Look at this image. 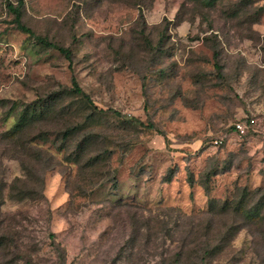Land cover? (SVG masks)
<instances>
[{
	"label": "rangeland",
	"instance_id": "rangeland-1",
	"mask_svg": "<svg viewBox=\"0 0 264 264\" xmlns=\"http://www.w3.org/2000/svg\"><path fill=\"white\" fill-rule=\"evenodd\" d=\"M209 1L0 0V264H264V0Z\"/></svg>",
	"mask_w": 264,
	"mask_h": 264
},
{
	"label": "trees",
	"instance_id": "trees-1",
	"mask_svg": "<svg viewBox=\"0 0 264 264\" xmlns=\"http://www.w3.org/2000/svg\"><path fill=\"white\" fill-rule=\"evenodd\" d=\"M209 2H211V0ZM21 4H23V3L21 2ZM8 8H9L10 13L15 16V19H16V21L18 23V27H19V29L21 31L29 34L32 37H35L39 41V43L42 44L43 46H45L47 48H50V49H53V50L59 51L60 53H62L66 57L67 60L72 62L73 53H72V51L70 49L64 48V47H59L56 44H53L52 42H49L45 38L36 36L32 29H30L27 26L22 24V22H21L22 14H21L20 7H15L12 4H9ZM73 86H74V90L73 91L76 94H79V95L83 96L90 104H93L91 99H90V97L81 89V87L78 85V83H77L75 78L73 79ZM93 107L95 108L96 111H98L100 113H111V114H113V115H115V116H117V117H119V118H121L123 120L125 119L124 116H122L121 113H119L117 111H114V110L104 111V110L98 109V107H95V106H93ZM125 121L128 122V123H136L137 125H139L142 128H148V129L153 130L152 127H147V126H145V124L143 122H141V121H139L137 119H134V118H132V119L126 118ZM0 201H1V196H0ZM2 205H3V200H2V202H0V217H2V213H1V206ZM226 205H227V203H225V206ZM2 226H3V222L0 219V247H2L4 245V240H5V237H6L5 235H3L1 233ZM2 232H4V231H2ZM16 248H18V247L16 246ZM17 250H19V249H17ZM19 262H20V260H19ZM4 264H13V260H12V262L11 261L4 262Z\"/></svg>",
	"mask_w": 264,
	"mask_h": 264
},
{
	"label": "built area",
	"instance_id": "built-area-1",
	"mask_svg": "<svg viewBox=\"0 0 264 264\" xmlns=\"http://www.w3.org/2000/svg\"><path fill=\"white\" fill-rule=\"evenodd\" d=\"M256 125L255 119H247L246 121H238L234 125V130L237 135L240 137H245L249 132L251 128H254ZM223 145L222 140H216L214 141V146H221Z\"/></svg>",
	"mask_w": 264,
	"mask_h": 264
}]
</instances>
